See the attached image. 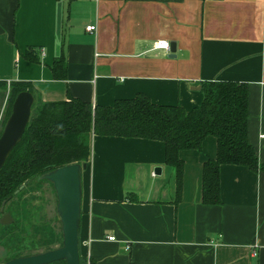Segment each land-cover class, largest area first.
Instances as JSON below:
<instances>
[{
  "label": "crops",
  "instance_id": "crops-1",
  "mask_svg": "<svg viewBox=\"0 0 264 264\" xmlns=\"http://www.w3.org/2000/svg\"><path fill=\"white\" fill-rule=\"evenodd\" d=\"M158 39L176 41V56ZM58 55L63 79L51 70ZM209 79L248 82V136L264 164V0H0V123L10 80L28 81L34 101L112 104L144 91L190 110ZM165 152L160 139L92 134L80 263L264 264V168L223 163L222 201L206 203L203 168L216 136L181 151L179 197Z\"/></svg>",
  "mask_w": 264,
  "mask_h": 264
},
{
  "label": "trees",
  "instance_id": "trees-1",
  "mask_svg": "<svg viewBox=\"0 0 264 264\" xmlns=\"http://www.w3.org/2000/svg\"><path fill=\"white\" fill-rule=\"evenodd\" d=\"M51 70L54 78L66 77L63 55L54 58ZM6 83L0 80L1 87ZM201 84L203 98L190 110L180 103L155 102L144 91L132 97L117 98L112 104L94 105L71 95L58 100L34 101L20 141L0 168V206L5 200L0 217L8 212L12 218L8 223L0 221V241L6 240L7 236L12 240L19 234L16 231L19 226L18 200L31 181L47 180L40 175L57 166L74 161L88 162L93 133L163 140L166 144L165 161L176 171L178 197L181 195L184 167L181 151L201 148L208 135H215L217 154L204 162L203 200L220 203V167L223 163L246 165L254 171L264 168V164L248 136V82L209 79ZM22 89L33 92L28 81H9L8 101L1 125L10 112L14 96ZM17 188L19 190L15 192ZM49 245L44 250L51 248ZM29 253L33 252L25 254ZM60 262L65 264V260L54 261V264Z\"/></svg>",
  "mask_w": 264,
  "mask_h": 264
},
{
  "label": "water",
  "instance_id": "water-1",
  "mask_svg": "<svg viewBox=\"0 0 264 264\" xmlns=\"http://www.w3.org/2000/svg\"><path fill=\"white\" fill-rule=\"evenodd\" d=\"M176 41H171L170 56H176ZM198 85L197 88H201ZM34 94L29 89L16 93L11 109L0 132V168L3 166L13 147L20 141L30 119ZM88 162H70L57 166L43 174L40 178L49 180L56 194V214L60 222L62 243L59 246L24 255H17L5 260L2 264H45L65 260V264H81L79 254V223L82 197V170ZM160 171V167L157 168ZM24 185L21 184L19 188ZM17 188L15 192L19 190ZM5 200L0 210L4 209ZM12 220L5 212L0 221L8 223Z\"/></svg>",
  "mask_w": 264,
  "mask_h": 264
},
{
  "label": "rangeland",
  "instance_id": "rangeland-1",
  "mask_svg": "<svg viewBox=\"0 0 264 264\" xmlns=\"http://www.w3.org/2000/svg\"><path fill=\"white\" fill-rule=\"evenodd\" d=\"M4 96L5 91L0 88V104ZM90 142L92 148V137ZM18 206L19 226L16 231L19 234L12 240L8 236L6 240L1 238L4 241H0V264L18 254L42 251L48 244L53 248L62 243L60 222L55 210L56 194L50 181L33 179L19 197Z\"/></svg>",
  "mask_w": 264,
  "mask_h": 264
},
{
  "label": "built area",
  "instance_id": "built-area-1",
  "mask_svg": "<svg viewBox=\"0 0 264 264\" xmlns=\"http://www.w3.org/2000/svg\"><path fill=\"white\" fill-rule=\"evenodd\" d=\"M86 28L93 29V28H95V25L94 24L86 25ZM155 46H157V47H163L166 50L170 51L171 42L168 39H158L155 42ZM260 137H261V139H264V132L260 133ZM109 238L110 239H114L115 238V235H110Z\"/></svg>",
  "mask_w": 264,
  "mask_h": 264
}]
</instances>
